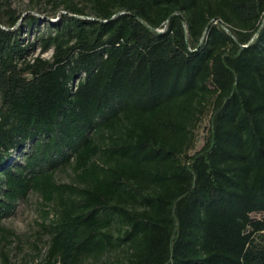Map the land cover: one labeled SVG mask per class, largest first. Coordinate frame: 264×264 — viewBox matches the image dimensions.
Returning a JSON list of instances; mask_svg holds the SVG:
<instances>
[{"label": "trees", "instance_id": "obj_1", "mask_svg": "<svg viewBox=\"0 0 264 264\" xmlns=\"http://www.w3.org/2000/svg\"><path fill=\"white\" fill-rule=\"evenodd\" d=\"M30 1L65 12L0 0V264L30 191L37 264H264V0Z\"/></svg>", "mask_w": 264, "mask_h": 264}, {"label": "rangeland", "instance_id": "obj_2", "mask_svg": "<svg viewBox=\"0 0 264 264\" xmlns=\"http://www.w3.org/2000/svg\"><path fill=\"white\" fill-rule=\"evenodd\" d=\"M12 7L17 12L25 14H35L41 18V21L56 20L61 12L59 11L55 18L49 15V6L36 5L30 0H11ZM39 22L38 28L33 31L31 38L46 30L45 25ZM52 50L41 52L36 45L32 56L40 55L43 58H50ZM208 119L202 123L198 130L197 148L201 147L207 137ZM73 174L69 167L59 169L55 172V180L58 182H69ZM47 206L43 204L40 196L30 191L27 196L20 200L14 210V213L2 220V225L12 233L8 241L4 243V249L14 264H37L45 255L49 240V232L44 228L52 218V213L46 214ZM125 260V255L120 249L106 251L100 256H86L79 260L78 264H120Z\"/></svg>", "mask_w": 264, "mask_h": 264}]
</instances>
